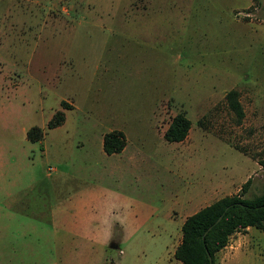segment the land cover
<instances>
[{
  "label": "rangeland",
  "instance_id": "obj_1",
  "mask_svg": "<svg viewBox=\"0 0 264 264\" xmlns=\"http://www.w3.org/2000/svg\"><path fill=\"white\" fill-rule=\"evenodd\" d=\"M179 112L192 126L170 142ZM114 129L127 145L108 154ZM263 157L264 0H0V264H181L174 210L217 183L264 193ZM84 215L113 233L91 253L57 227ZM117 220L137 233L113 248ZM236 248L254 255L225 263ZM216 259L264 264V231L236 230Z\"/></svg>",
  "mask_w": 264,
  "mask_h": 264
},
{
  "label": "trees",
  "instance_id": "obj_2",
  "mask_svg": "<svg viewBox=\"0 0 264 264\" xmlns=\"http://www.w3.org/2000/svg\"><path fill=\"white\" fill-rule=\"evenodd\" d=\"M225 98L237 122L241 123L245 110L239 90H229ZM63 119L64 114L57 112L49 121V128L59 126ZM191 126L190 118L184 112H179L172 118L164 137L170 142L183 141ZM44 134L42 127L32 126L27 131V138L35 142L44 138ZM126 145V134L122 130L114 129L103 136V149L108 154L119 153ZM258 162L264 168V157L259 158ZM251 183L252 179L248 178L238 193L223 196L186 218L181 228V241L174 252L176 259L183 264H217L218 251L227 245L236 230L253 226L264 231V193L252 198L243 196ZM220 216L222 218L217 222ZM109 264H113V261L110 260Z\"/></svg>",
  "mask_w": 264,
  "mask_h": 264
},
{
  "label": "crops",
  "instance_id": "obj_3",
  "mask_svg": "<svg viewBox=\"0 0 264 264\" xmlns=\"http://www.w3.org/2000/svg\"><path fill=\"white\" fill-rule=\"evenodd\" d=\"M176 142H181V141H176ZM221 190H226V185L217 183V184L212 185V187H210L209 189L205 191L196 192L194 195H190L187 199H185L183 204L180 206L179 210L178 211L174 210L175 216L180 215V218H181L180 228H182V225L188 216L195 213L202 207L209 205L210 203L214 202L215 200L223 196L232 195V194H226V193L221 194V192H223ZM73 196L69 197L70 200H72ZM62 210L66 211V209H62ZM67 212L69 213V211ZM115 222H116V225H118L121 228V236H123V237L120 236L119 241L116 243L118 245L117 248H119L122 243V240L126 239L125 238L126 236L131 237L134 234H136L137 231L135 229L134 222L130 220H127L126 222L124 220H117ZM76 225L79 228L78 233L72 231V227L76 228ZM57 227L59 231H63V234L65 235L66 238L73 239V238H76V236H78L79 241H77L75 249L81 250L83 253H85L86 250L89 253H91L93 245L103 246L107 244V242L113 237V233L111 231H108L111 228L110 226L108 227L104 226V228L106 229L105 231L101 230L100 229L101 227H98V226H96L97 229H93L91 225V219L89 218V216H86V215H84L83 220L80 222H77V224L72 223V222H65L64 220H60L59 224H57ZM126 230L129 231L128 235L126 233ZM102 235H104V241L102 240L103 239ZM181 238H182V234L180 235V237L177 240V243L174 246L173 253L175 252L176 247L180 243ZM245 244L247 243H243V245ZM252 253L253 251L248 250L246 248H236L233 252H228L227 255L224 257L225 258L224 260L226 263L228 260H232L234 258L254 255ZM106 258L107 256H105L103 260H106ZM179 262L183 264L181 261Z\"/></svg>",
  "mask_w": 264,
  "mask_h": 264
},
{
  "label": "water",
  "instance_id": "obj_4",
  "mask_svg": "<svg viewBox=\"0 0 264 264\" xmlns=\"http://www.w3.org/2000/svg\"><path fill=\"white\" fill-rule=\"evenodd\" d=\"M221 218H222V216H220V217L218 218L217 222H218ZM110 246L113 247V248H117V247H118L117 244H111ZM209 257H210V259H212L210 255H209Z\"/></svg>",
  "mask_w": 264,
  "mask_h": 264
}]
</instances>
